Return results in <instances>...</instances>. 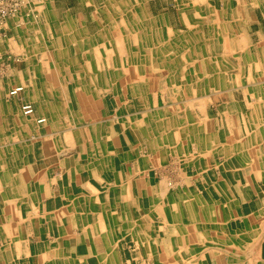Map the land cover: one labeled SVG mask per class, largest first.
<instances>
[{
	"label": "crops",
	"instance_id": "0c3cea01",
	"mask_svg": "<svg viewBox=\"0 0 264 264\" xmlns=\"http://www.w3.org/2000/svg\"><path fill=\"white\" fill-rule=\"evenodd\" d=\"M217 4L218 0H211V6L216 5L215 9H220ZM239 4L237 9L224 3L220 20L223 25L219 24L222 29H213L212 32L224 30L227 50L229 45L233 46L234 34L240 52L237 57L248 65V71L256 70L245 77L260 78L261 81L249 80L248 88L238 90V94L246 95L240 101L233 98L234 93H227L230 95L228 103L218 107L219 116L214 117V112L207 109L195 111L193 119L204 120L202 116H208L211 122L218 120L225 127L234 120L238 126L230 138L212 128L208 130L213 133L209 143L221 141L225 144L221 151L225 161L220 164L223 184L215 187L222 199L216 201L213 198V201L209 195V199L200 201L215 207L234 206L225 197L231 198L237 186L239 190L242 188L239 195L241 214L246 217H240L237 223L244 224L243 230L235 220L231 222L226 213L218 216L217 220L211 215V224L218 222L217 225L223 228L231 224L233 231L253 234V238H257L256 243L261 246L259 257L264 262V0H240ZM184 11L193 16L196 14L195 11ZM13 17L8 18L0 30V264H123V261L127 263L121 256L127 252L120 249L124 238L142 240L143 249L148 253L152 240L161 236L164 229L167 230L168 221L162 213L167 202L157 196L148 203L146 200L149 198H139L140 192L148 191L150 186L160 194L164 189L163 181H157L158 176H154L152 171L153 155L148 151V139L141 133L140 137L137 132L136 126L141 125L126 124L124 119L115 115L106 121L99 119L93 122L91 126L98 129L95 133L93 129L82 132H75V128L67 129L81 125L72 124L65 110L93 112L102 102L97 83H92L93 78L88 76L93 73L83 75L81 71L73 72L82 65L75 66L77 62L70 55V48L78 46V50L84 51L80 54L87 64L90 60L85 53L89 50L83 49V44L64 43L59 45L64 49L62 56L55 54L52 43L32 41L29 44L19 40L17 29L21 24ZM87 29L92 34L98 31L96 25ZM198 30L205 29L199 26ZM8 33H13L11 37L16 40L9 42L6 39ZM27 47H37L38 51L29 54ZM43 47H48V54L40 52ZM115 53V60L106 62L116 78H122L120 91L128 97L138 96L140 92L137 88L140 89V86L133 83L135 76L120 73L118 49ZM231 55L225 54L224 62L231 64ZM57 63L61 64L60 68ZM103 68L97 74L103 75L104 64ZM62 71L64 74H61ZM125 77H128V82ZM143 77L145 88L150 87L151 80H162L161 86L166 93L165 107L170 103L169 95H178L177 88L168 80L172 79L171 75ZM19 85H24L26 90L20 97H11L10 90ZM218 87L222 88L220 84ZM119 95V91L116 92L117 102L120 103ZM25 101L34 104L36 113L33 117L27 118L22 114L21 107ZM130 106L131 109L135 106L136 109L144 108L146 112V105L135 103ZM147 115L139 118L144 121V127L152 118L151 112ZM42 116L48 118L45 125L38 123ZM84 116L82 113L75 117L79 122L93 118L90 113ZM98 126H106V130H100ZM230 160L242 161V164L237 166L234 162L230 166ZM207 181L211 182V175H208ZM197 190L199 188L189 187L186 192L191 191L190 195L183 196L180 187L172 191L174 198L169 195L166 198L174 200L177 194V197L193 202L192 193ZM97 195L100 198H96ZM221 200L224 203L219 202ZM137 207L142 208L139 214ZM252 226L254 233H249ZM156 228L159 231L156 232ZM201 234L202 231H199L196 236L199 241H202ZM216 235L215 231L210 234L212 237ZM215 247L220 251L212 253ZM209 250V257L213 255L212 264H219L214 261L217 258L223 261L222 247L211 245ZM202 251L203 248L197 251L199 257Z\"/></svg>",
	"mask_w": 264,
	"mask_h": 264
},
{
	"label": "rangeland",
	"instance_id": "374dc122",
	"mask_svg": "<svg viewBox=\"0 0 264 264\" xmlns=\"http://www.w3.org/2000/svg\"><path fill=\"white\" fill-rule=\"evenodd\" d=\"M218 1H219V4L217 5L221 7L220 9H215V6H216L215 5L211 8V13L201 12L197 17H193L192 14L185 12L183 8L181 9L177 0H149L148 2L147 1L145 2L146 4L145 11L147 12L149 11L151 15L154 14V15L165 16L169 22V25L171 26V29H173L174 31L183 32L184 30H186L187 29L186 26L188 25L186 23L188 22V20L192 21V23L196 21L198 23V21H200L201 19L202 22L205 21L207 23V24H202L203 25L202 27L205 30L211 27V40H208V38L204 40L200 47L201 49H199V51H201L200 53L201 56H205L203 60L201 58V60L198 61L195 54L188 56V57L193 56L192 59H185V60H192L191 62L187 61L188 63L187 66L189 67L188 69H190L192 73L195 72L196 67L198 68L200 66V62H204L208 57H210L209 55H206L204 53V50L206 53H208V46H210L209 44H211L210 50H211V73H212L211 81L212 83H211L210 89H208L205 93L200 94L203 96V98L201 99V101H204L203 106L196 104L194 107L188 106L187 108H172V106H168L169 108L165 107L164 106L165 103H163V101H164V95L166 93H165V90L162 89L164 87L161 86L162 80H157V81L151 80L149 82L150 83L149 88H145L143 86V83L140 81V79L136 80L133 83L136 86H140V89L137 88L140 94L136 97L135 96L128 97L126 94L123 93V91H120V89L122 88V83H123L122 78H119L118 76L116 78V75L114 74L113 70H111L110 65L104 62L105 73L103 75L97 74V72H95L94 74L88 75L92 77L93 80L97 83V86H98L97 91L98 93H100V97L102 99V102L98 104V109L93 112L92 110H89L86 113L82 111L79 112L77 110H73L71 112L69 110L67 111L65 110V114L68 116V118H71L70 122L72 124L79 123L81 125L77 127H74V126L67 127V129L75 128L74 129L75 132L76 131L82 132L85 129L95 130V127L91 126L93 122H96V120H99V119H103V121H106L105 119H111L112 117L114 118L115 115L117 117L119 115L121 120L124 119V122L126 124H129V122L131 124L133 123L140 124L141 126H136L138 127L137 132L139 133V136L141 133V135L143 134V137L145 136V138L148 139V147H149L148 151L151 152V155H153L152 164H151V166L153 167L152 171L155 172L154 176L156 177L158 176L157 181L166 180V182H170V183L175 182L173 185H177V184L180 185L182 195L187 193L186 191L189 187L195 189L198 187L205 186L207 189L209 188V190H211V200H213L214 198L216 199V201L222 199V198H218V194L215 193L217 191L215 187H219L223 184V181H222L223 174L221 171L220 164L225 161V158L221 152L223 145L225 144L224 142H221V141L210 142L205 147L206 156H203L198 147V142L195 139V136L198 135V133H196L195 128L198 126L199 122H196L193 119V115L195 111L201 112L207 109L208 111L214 112V117L219 116L218 107H223L225 104L228 103V100H229L228 98L230 97V95H228L227 93H234L233 98L236 101H240V99L244 98L246 95L243 96V95L238 94V90H240L242 87L248 88L247 83H249V80H251V82L261 81L260 78H257L256 80V79H247L245 77L246 74L255 73L256 70L251 71L252 70L251 69L250 71H248L247 70L248 65L245 62L244 63L241 62L240 57H237V55L240 54V52L237 48L236 40H235L236 37L234 36V34L232 35L233 40L231 42V45L233 46L230 47L229 45V49L227 50L224 44L225 40L223 38L225 34L224 30L223 31L219 30V32L217 33L212 32L213 29H222V26L220 25H223V24H220V20L222 18V11L224 7V3L226 1L225 0H218ZM239 1L240 0H233L234 4L237 5L238 7L240 5ZM52 2H53V6L56 8V13L60 15L59 17L60 19L64 18L65 17L64 13L66 14L68 12V13H71L75 17L83 16L82 18L87 28H92V27L94 28V25H96L97 23V21L95 20V14L97 12V7L99 8L101 6L100 0H52ZM24 3L25 4L23 5L19 14H17L15 17H13L14 14L10 16L13 18H17L18 19L17 23L21 24V27L18 30V32L20 31V35L18 39L19 40L23 39L29 44L36 42L35 40H33L35 39V36H36V29H34L33 27L36 24L37 25L42 24L43 26L42 25L41 26L44 30V39H46L45 44H50L54 39L53 36H55L54 31H53V35L51 34L50 35L51 37L49 36L50 30H52L51 26H53L51 21H54V19L52 18L51 10L50 9L48 10V7H52L51 0H43L44 6H45V10L43 12L39 11L40 5L38 6L39 4L38 2L34 3V0H24ZM181 11H182V14H181ZM185 14H189V15H185ZM98 18L99 20H102L101 15H99ZM238 22L239 21H237V23ZM12 34L13 33H8V38H6L7 40H9V42H13L16 40L13 37H11ZM191 39L192 37H190V35H187L184 38L186 46L184 45L183 47H181V53L185 57L189 55L190 49L192 51V43H191L192 40ZM74 47L75 46H73V48ZM73 48L71 47L70 48L71 50L70 49L69 50H70V55H72L73 59H75V61L77 62L75 66L77 65L78 66L82 65V67L86 66L87 63L83 62L81 58L82 57V55L80 54L81 49L78 50L79 49L78 47L77 51H75L73 50ZM51 49L52 47H50V50ZM60 49L64 50L63 48H61V46H60ZM85 50L87 49L85 48ZM37 51H38L37 47L36 49L35 47H27V52L29 54H31L32 52L36 54ZM40 52L48 53V47H43V49ZM230 53L232 54L231 64L229 62H224L225 54L228 55ZM63 55L64 54H62V56ZM180 56L182 57L181 54ZM119 64H120V68H118V70L120 71L122 69L120 61H119ZM96 65L97 64L94 62L93 66L96 67ZM57 66L58 68H60L61 64L57 63ZM250 66H253V65H250ZM181 69L184 70L185 68L181 67ZM61 70H63V68ZM73 72H75L74 69H73ZM201 73H204V70H202ZM213 73L219 74L218 75L219 77L216 76L214 78ZM61 74H64V71H62ZM95 77L97 78L96 80H95ZM204 79H206L205 84L208 86V80H209L208 75L205 76ZM124 80L128 82V77H125ZM237 81L239 82V84H236ZM220 82H224V84L226 82V84L222 88L220 87L217 88L216 84H220ZM221 85L223 84L221 83ZM249 88H253V87L250 86ZM118 91L122 96L121 99H119L120 103L117 102L118 100L116 97V92ZM251 92H254V89H251ZM129 102L131 104L138 103L139 105H146L145 110L152 112L154 114L155 113L157 114V111H162V110H164L165 112L164 114H161V116L158 115L160 112H158L157 115L155 114L153 116V119H155L153 120V123L155 124L153 125V127L152 126L144 127L142 125V124H145L144 121L142 122V120L137 119L141 115L140 114L141 110H143L144 108H141V109L134 108L133 110L130 108L131 106ZM70 105L71 104H67V106H70ZM200 107H203V108H200ZM167 109L169 110L167 111ZM231 109L232 108H230V110ZM82 113L85 114L83 118H85L86 115H88V113H90V115H92L93 118L90 120L83 119V120H80L79 122L76 117L81 115ZM171 115L173 116V118L171 117ZM165 117L168 119H166ZM202 117L204 121L208 119V116H202ZM214 122H211L213 124V125L211 124L212 130H217L221 132L222 134L227 135V137L233 136L232 133H234L238 127L236 124H234L235 123L234 120H232V122L230 121L231 125H226V127L224 125L219 124L218 120H214ZM131 127L132 126H130V128ZM156 127L158 129H156ZM98 128L100 130H103L102 126H98ZM104 128H106V126ZM176 132L178 136H176ZM165 137L167 138V141L163 142ZM194 157H196V159L205 158V160H208V164L206 162L207 168L205 167V170H202V171L200 169L197 170L196 165L193 160ZM208 175H211V182L207 181ZM237 187L238 188H235V190H233L234 195L231 198L228 196L225 197V199H227V202H231V204L232 202L234 203V206H233L234 213L233 214L235 215L233 216V219L235 220L236 223L240 217H243V218L246 217V215L241 214L242 201L239 195H240V192L242 194V188H240L239 190V186ZM247 218H249V216H247ZM234 220L232 221L234 222ZM220 225H221V221H220ZM237 225L241 228V230H243V228L245 227L244 224L237 223ZM226 227H228V225H226ZM248 232L254 233L253 226L248 230ZM215 234H217L218 236H220V234L221 235L227 234L228 236L229 230L227 228H220L215 231ZM256 239L257 238L253 240L252 246L251 245L249 246H251L250 247L251 249L252 248L254 249L255 253L253 252V255L255 257L257 256L255 260L260 262L258 264H263V262L261 263L262 261L261 259L263 258L259 257L261 253V246H259L256 243ZM233 242H234V244H232L233 247L230 246L229 244L217 245L220 248L222 247L224 251L223 261L221 262V264H235V263L238 264L240 261H243V260H240L238 257V254H241V252H243V248L242 247L239 248V245L236 244L235 239H233ZM254 243H256V245H253ZM121 244L123 246L120 247V249L127 252V254L121 255L125 260H127V263L123 261V264H191V260H194L193 258L196 255L194 254L195 253L194 243L185 245L184 249H181V248L179 249L181 253L182 251H184L183 256L182 254L177 252L178 249L171 250V248H168V252L165 255H163V253L161 252L159 253L157 252L153 254L152 256H149V253H145L146 251L143 249L142 240H139V239L129 240V239L124 238L123 240H121ZM214 251L215 250H213L212 253ZM256 252H258L259 254H256ZM165 258H167V260ZM244 263L247 264L245 260H244ZM241 264H243V262Z\"/></svg>",
	"mask_w": 264,
	"mask_h": 264
},
{
	"label": "bare ground",
	"instance_id": "6f19581e",
	"mask_svg": "<svg viewBox=\"0 0 264 264\" xmlns=\"http://www.w3.org/2000/svg\"><path fill=\"white\" fill-rule=\"evenodd\" d=\"M146 1L148 2L149 0H100L101 6L99 8L97 7V12L95 14V20L97 21L96 27L98 31L92 34L86 28L82 18L83 16L75 17L71 13H67L64 18L60 19L55 11L56 9L53 6V2L51 0L52 7H48V10L49 9L51 10L52 18L54 19V21H51L53 26H51L52 30H50L49 36L51 34L53 35V31H54L55 36H53L54 39L51 43L52 45H55V54L56 55L62 54V50L60 49L59 45H62L64 43L66 44L71 43L73 45L75 43L81 45L83 44L84 45L83 49L86 48L87 50H89V52L87 51L85 53L87 60H91V61L90 63L86 64V66L84 67L81 66L80 68H75L74 71L75 72L81 71L83 72L84 75V74H88V72H92L94 74L95 72L100 73L102 70H104L103 68L104 62L115 60L116 58L115 52L116 49H118V56L122 67V69L120 70L121 74L126 73V74H130L131 76H135V80L140 79L142 83L144 82L143 76L145 75L158 76V78L169 77L171 75L172 79H168V80L174 85V88H177L176 92L178 94L177 96L175 94L169 95L170 103L173 104L172 108H187L188 106L194 107L196 104L203 106L204 101H201L203 96L200 94H203L208 89H210L212 83L211 50H210L211 44L208 43L210 45L208 46V53H206L204 50V53L206 55H209L210 57H208L204 62H200V66L198 65L199 67L198 68L196 67L195 72H193L194 75L191 72V70L188 69L189 67L187 66L188 64L187 61L191 62L192 60H185V59H192L193 56L191 57L188 56L195 54L198 61H200L201 58L203 60L205 56H201L200 54L201 51H199V49H201L200 47L204 40H206L207 38L208 40H211V29L198 30L199 26L203 28L202 24H207L205 21L202 22L200 19L198 23L197 21L192 23V21L188 20V22L186 23L188 24L186 29L187 32L186 30L181 33L173 31L170 28L169 22L165 16L151 15L149 11L148 12L145 11ZM177 1L181 9L183 8L185 10L195 11L196 14L193 17H197L198 14L201 12H210L211 8L213 7L211 6V0H177ZM37 2L39 3L38 6L40 5V8L38 7L40 9L39 11L43 12L45 10L43 0H34V3ZM226 2L227 5L229 6L231 5L232 7L238 9L237 5L234 4L233 0H226ZM24 4L25 3L23 0V3H21L19 10L13 16L19 14ZM99 15H101L102 20H99L98 18ZM10 16L8 18H10ZM5 23L6 21L0 24V30ZM41 25L42 24L39 25L36 24L33 27L34 29H36V36L35 39L33 40L40 43L46 40L44 39V30L42 28L43 25L42 26ZM18 30L19 29H17V32ZM18 34H20V31L18 32ZM187 35H190V37H192L191 39L192 51L190 49L189 55L185 57L181 53V47L185 45L184 38ZM77 48L78 47L75 46V50ZM82 53H84V51ZM180 54L182 55V57L180 56ZM94 62L97 64L96 67L93 66ZM114 65H115L114 69H116V64ZM181 67H184L185 69L183 70L181 69ZM119 68H120V64H119ZM202 70H204V73H201ZM207 75L209 77L208 86L205 84L206 79H204L205 76ZM218 75L219 74L217 73L214 74V78ZM92 83H94V80L92 81ZM221 83L223 85H221ZM237 83L239 82L237 81ZM225 84L223 82H220V86L222 87ZM217 85L218 84H216V87ZM94 88L96 89V87ZM25 90L26 87L24 85L15 86L10 90V96L13 98L20 97V95ZM119 97L120 98L122 97L121 94L119 95ZM176 97L177 99H175ZM91 103H94V101H92ZM28 104L34 106L32 102L25 101L24 103H22L21 110H22V114L25 117L30 118L35 115L36 109L33 112H29L28 111L29 109L27 108ZM169 104L168 106H170ZM137 106H135L134 108L136 109ZM134 108L132 109L134 110ZM168 110L169 109H167V111ZM158 112L160 113L158 114ZM164 112H165L164 110L157 111V114L161 116V114H164ZM140 114L141 115L137 119L144 118L146 114H148L147 116H149L148 111L144 112L143 110H141ZM155 114L152 113L151 120L147 122V124H149L148 125L149 127L151 126L153 127V125H155L153 123V120H155L153 119V116ZM171 117L173 118L172 115ZM194 120L199 122L198 126L195 128V130L197 129L196 133H198V135L195 136V139L198 142V147L201 151V154L203 156H206L205 147L209 144V140H211V134H213L208 132V130L211 131L212 128L211 119L209 117L206 121H204L201 118L195 117ZM38 123L41 125H45L48 123V118L42 116L41 118L38 119ZM156 129L158 128L156 127ZM97 130L95 129L94 133ZM103 130H106V128L103 127ZM176 136H178L177 132H176ZM166 141L167 138L165 137L163 142ZM241 151H243V147ZM193 160L198 170L199 169L205 170V167L207 168L208 160H205V158L196 159V157H194ZM241 160L244 161V159ZM237 161L230 160L229 165L233 166L234 162L237 163V166L242 164L241 163L242 161L241 162H237ZM262 166H264V162ZM174 183L166 182V180L163 181L164 189L162 190L161 194L156 193V191L153 190V186H150L148 191L140 192L141 193L139 196L140 199L149 198V200H146L147 203L151 201V199L154 198L155 196H157V198L162 200L166 199L167 202L166 207H164V211L162 212L166 220L168 221L167 230L164 229L161 236L158 235L156 236V238L152 240L151 247L148 250L149 256H152L157 252L158 253L161 252L163 253V255H165L168 252V248H171V250L178 249L177 252L182 254L183 256L184 251H182L181 253L179 249L180 248L184 249L185 245L194 243L195 245L194 254L196 255L195 257L193 256L194 260H191V264H212L213 255L212 258L209 257V253H210L209 248H211V245L217 246L226 243L232 246V244H234L233 239H235L236 244L239 245V248L240 247L243 248L242 255L238 254L239 259L243 261H240L238 264H241L242 262L243 264H246L244 263V260L247 262V264L248 262L250 264L260 263L257 260L250 257V255L255 257L253 255L254 249L250 248L252 246L253 240L255 239L253 238V234L244 235L240 232V230L238 232L233 231L231 224H229L228 227H225L229 230L228 236L227 234L224 235L223 237L218 236L216 234L215 237L210 236L212 231H216L220 228H223V226L221 227L217 225L218 222L215 223L213 222L211 224V215L213 216V219L215 218L217 220L218 216H220L223 213H226V215L229 216L228 219L232 221L234 220L233 206L224 205L223 208L221 206H216V207L211 206V204L207 202H201L200 200H203L204 198L209 199L208 198L209 195L211 198V190L209 191V188L207 189L205 186L198 187L199 190H197V192L194 191L192 193V199L194 200L193 202L184 199L182 196L177 197V194H176V199L169 200L166 198L167 195L172 196V198H174L172 191H175L176 189L180 188V185H178L177 183H176L177 185H173ZM190 192L191 191L185 193L183 196L190 195ZM216 193H220V192L217 190ZM224 195L226 196V193H224ZM96 198H100V196L97 195ZM219 202L224 203L223 200ZM140 203L145 204V201H141ZM140 203L139 206L141 205ZM141 211L142 208L137 207V213L139 214ZM155 231L156 232L159 231L158 228H156ZM199 231H202L201 234L202 241H199V239L196 237ZM253 245H255V243ZM200 248H203L201 257L197 255V251ZM213 250H218V249L215 247ZM165 259L167 260V258ZM214 261L221 263L219 258L215 259ZM262 262L263 261H261V263Z\"/></svg>",
	"mask_w": 264,
	"mask_h": 264
},
{
	"label": "built area",
	"instance_id": "2783aa9c",
	"mask_svg": "<svg viewBox=\"0 0 264 264\" xmlns=\"http://www.w3.org/2000/svg\"><path fill=\"white\" fill-rule=\"evenodd\" d=\"M21 3H23V0H0V24L4 23L10 15L15 14L19 10ZM27 108L29 112L35 111L33 105L28 104Z\"/></svg>",
	"mask_w": 264,
	"mask_h": 264
}]
</instances>
